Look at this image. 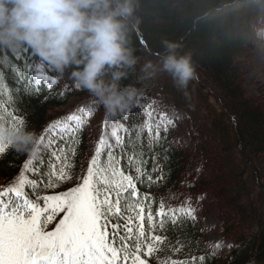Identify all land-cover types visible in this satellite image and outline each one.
<instances>
[{"label": "trees", "instance_id": "16d2710c", "mask_svg": "<svg viewBox=\"0 0 264 264\" xmlns=\"http://www.w3.org/2000/svg\"><path fill=\"white\" fill-rule=\"evenodd\" d=\"M136 16L138 21L133 20L129 39L139 62L134 70H129L122 85L143 88L144 94L132 109L122 112L128 117L122 121L128 131L124 134L127 147L117 149L122 157L121 166L134 169L140 166L141 160L149 169L152 165V151L144 143L147 135H142L150 121L141 102L149 111H156L149 105L159 104L155 99L159 97L168 113L173 109L183 110L178 127L171 133L178 141L167 165L171 175L166 176L161 186L153 187L152 194L157 201L165 198L171 207L179 201L167 199L170 191L190 193L193 198L206 193L202 211L198 213V229H203L199 219L206 213L210 197L216 198L225 213L224 234L232 236V244H242L243 248L240 251L231 248L224 259L219 257L213 264H264V94L258 97L247 94L244 87L247 69L240 62V57L250 56L257 42L264 44V34H261L264 0H139ZM164 40L179 43L180 53L191 54L196 78L189 81L186 88L178 87L164 73L145 78L144 65L148 61L156 65L164 54ZM37 76L58 79L63 88L54 87L47 92L46 99L42 86L38 94L34 91L37 85L47 82L36 79ZM74 86L68 72L59 73L30 47H0L3 118L22 124L13 116L22 117L23 123L36 130L41 140L35 155L18 153L9 147L7 154L0 157V186L2 181L14 177L17 167L29 157L44 164L62 166L50 155L57 150L54 141L58 142L60 137L46 131V126L84 102L94 100ZM64 91L69 94L62 95ZM62 108L65 111L54 113ZM122 113L113 115L101 106L98 108L90 129L81 137L76 155L70 158L73 173L79 174L85 159L94 154L91 144L96 142L102 128L100 121L107 118L111 124ZM182 128L193 132L194 140L188 145L184 143ZM153 151L159 153L161 149L157 147ZM222 154L231 158L226 170L220 161ZM9 161L17 167H9ZM201 167L196 187H183L185 181L196 177L195 169ZM45 191L41 189V194ZM140 191L143 194L145 189ZM152 211H156L155 204ZM189 231L194 234L179 237L184 246L181 257L195 253V249L189 247L192 240L203 241L213 254H217L207 243L205 232ZM168 235L175 244L179 233L169 232ZM170 252L171 248L166 246L161 256Z\"/></svg>", "mask_w": 264, "mask_h": 264}, {"label": "snow or ice", "instance_id": "6c2138e0", "mask_svg": "<svg viewBox=\"0 0 264 264\" xmlns=\"http://www.w3.org/2000/svg\"><path fill=\"white\" fill-rule=\"evenodd\" d=\"M36 79L47 81L34 89L38 94L42 86L46 99L47 92L54 87L63 88L58 79L38 76ZM155 99L160 103H150L149 107L157 110L145 114L150 122L142 133L147 135L144 143L152 151L150 169L143 160L134 169L121 166L122 157L117 149L127 147L124 134L128 131L122 123L128 117L122 113L118 120L113 119L110 127L105 118L108 131L101 128L96 142L91 144L94 154L85 159L79 174L73 173L74 166L69 161L76 155L81 137L90 129L100 107L95 100L84 102L46 126V131L60 137L58 142L54 141L57 150L50 155L61 162V167L34 161L32 157L19 167L8 162L9 167H17V174L14 182L0 187V264H213L219 258L198 240H192L189 245L195 253L180 255L184 246L179 237L193 235L189 229L201 234L207 231L197 228L206 193L193 198L190 193L170 191L167 199L179 201L171 207L165 198L157 201L152 194L153 187L161 186L166 176L171 175L167 165L178 143L171 133L178 127L179 119L163 108L159 97ZM3 110L0 106V119ZM13 118L23 123L22 117ZM157 147L161 149L159 153L153 151ZM8 150L9 146L0 142V157ZM202 170V167L195 169L196 177L185 181L183 187H196ZM64 185L72 186L53 194H41V189ZM141 188L145 189L143 194ZM169 232L179 233L175 244ZM213 245L223 250L219 242ZM166 246L171 252L161 256ZM228 246L236 251L243 248L236 243Z\"/></svg>", "mask_w": 264, "mask_h": 264}, {"label": "clouds", "instance_id": "9594fccd", "mask_svg": "<svg viewBox=\"0 0 264 264\" xmlns=\"http://www.w3.org/2000/svg\"><path fill=\"white\" fill-rule=\"evenodd\" d=\"M139 0H0V47L28 46L59 73H69L110 114L132 109L143 88L122 85L139 58L130 45V32ZM164 54L156 65H144L145 78L170 76L181 88L196 78L190 53L162 41ZM0 142L18 153L35 155L41 143L27 123L0 119Z\"/></svg>", "mask_w": 264, "mask_h": 264}, {"label": "rangeland", "instance_id": "374dc122", "mask_svg": "<svg viewBox=\"0 0 264 264\" xmlns=\"http://www.w3.org/2000/svg\"><path fill=\"white\" fill-rule=\"evenodd\" d=\"M261 34H264V30L261 31ZM240 62H243L245 65V69H247L244 81V87L247 94L256 97L264 94V44L261 41L257 42L252 49L250 56L248 58L240 57ZM43 78L50 80L46 76H43ZM140 106L145 113L149 111L147 109V105L144 102H141ZM62 111H65V108L55 110L54 113H59ZM171 114L180 118L184 115V111L173 109L171 111ZM104 121L105 120H102L100 121V123L102 127L104 126L105 131H108V127H105ZM108 126L110 127L109 121ZM181 131L183 132L181 134L186 145L194 140L193 132L184 128H182ZM220 161L223 169L226 170L227 166L231 162V158L227 157L226 154H222L220 157ZM10 182H14L13 177L2 181L0 187L7 186ZM71 186L72 185H64L61 188L47 190L43 194H53L54 192L64 191L66 190V188H70ZM215 200L216 198L213 197L211 199L210 197V201L207 205V211L206 213L204 212L203 216H200L199 220L202 228L207 229V231H205L207 243L211 246V248L214 249L215 252H217L220 258L224 259L231 249V247H229L228 245L232 244L233 238L232 236L226 235L223 232L225 213H222L223 211H221V208H219V205H221V203H216L218 200ZM215 204L218 205V208H216ZM210 226L213 227L210 228ZM49 227L51 228V225ZM213 242H219V245L223 247V250L221 251L220 247H215L213 245Z\"/></svg>", "mask_w": 264, "mask_h": 264}, {"label": "bare ground", "instance_id": "6f19581e", "mask_svg": "<svg viewBox=\"0 0 264 264\" xmlns=\"http://www.w3.org/2000/svg\"><path fill=\"white\" fill-rule=\"evenodd\" d=\"M119 115V114H118ZM144 124V123H143ZM104 127V126H103ZM50 139V138H49ZM52 139V138H51Z\"/></svg>", "mask_w": 264, "mask_h": 264}]
</instances>
